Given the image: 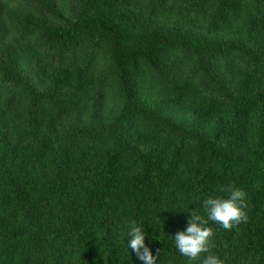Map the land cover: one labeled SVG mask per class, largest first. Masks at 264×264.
<instances>
[{"label": "trees", "instance_id": "1", "mask_svg": "<svg viewBox=\"0 0 264 264\" xmlns=\"http://www.w3.org/2000/svg\"><path fill=\"white\" fill-rule=\"evenodd\" d=\"M229 184L211 252L264 264V0H0V264H144L133 220L188 264Z\"/></svg>", "mask_w": 264, "mask_h": 264}, {"label": "clouds", "instance_id": "2", "mask_svg": "<svg viewBox=\"0 0 264 264\" xmlns=\"http://www.w3.org/2000/svg\"><path fill=\"white\" fill-rule=\"evenodd\" d=\"M219 191L227 192L228 195L226 197L209 195L203 201V209L207 218L193 210L189 214L186 230L178 231L173 236L176 248L181 255L188 258V264L200 260L202 253H207V255L200 260V264H224L223 259L211 252L214 230L209 225L210 221L230 231L234 226L246 223L248 220L245 191L233 184L221 186ZM127 235L129 237L128 247L137 257L144 264H156L160 250H157L156 256L152 254V250L145 243L146 233L135 220L130 222Z\"/></svg>", "mask_w": 264, "mask_h": 264}]
</instances>
